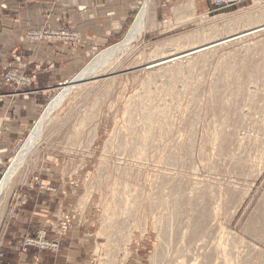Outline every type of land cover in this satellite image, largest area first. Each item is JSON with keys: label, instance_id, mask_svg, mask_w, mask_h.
<instances>
[{"label": "rangeland", "instance_id": "1", "mask_svg": "<svg viewBox=\"0 0 264 264\" xmlns=\"http://www.w3.org/2000/svg\"><path fill=\"white\" fill-rule=\"evenodd\" d=\"M263 1L209 14L196 0L151 5L125 52L93 61L131 20L51 91L0 181L60 89L85 68L97 73L47 112L41 141L0 192V215L20 188L37 189L61 200L69 230L86 227L91 264H264V31L163 63L264 24Z\"/></svg>", "mask_w": 264, "mask_h": 264}, {"label": "crops", "instance_id": "2", "mask_svg": "<svg viewBox=\"0 0 264 264\" xmlns=\"http://www.w3.org/2000/svg\"><path fill=\"white\" fill-rule=\"evenodd\" d=\"M147 1L149 6L164 8L189 0H70L54 13L79 38L65 44L26 39L29 29L59 26L54 14L47 17L44 0H0V173L51 91L69 80L85 59L113 43ZM199 1L195 2L197 12L199 8L207 14L213 12L207 0ZM9 69L35 75V79L29 88L17 86L2 78ZM33 190L36 194L30 189L16 191L5 214L0 215L1 264H91L93 244L86 227L69 230L57 253L30 248L21 255L22 238L33 236L42 227L50 228L64 216L61 200Z\"/></svg>", "mask_w": 264, "mask_h": 264}, {"label": "bare ground", "instance_id": "3", "mask_svg": "<svg viewBox=\"0 0 264 264\" xmlns=\"http://www.w3.org/2000/svg\"><path fill=\"white\" fill-rule=\"evenodd\" d=\"M197 1V0H196ZM154 2V1H153ZM256 3H258V2H256ZM263 3H264V1H263ZM202 4V3H201ZM261 4V3H260ZM182 5V4H181ZM185 5V4H184ZM255 5V4H254ZM148 9H149V4H148V1H147V3L141 8V10H140V12H139V14H138V16L136 17V19H135V21H134V23H133V25L131 26V28L128 30V32L125 34V36L123 37V39L119 42V43H117L116 45H114L113 47H111V48H109V49H106L104 52H102L101 54H99L98 56H96V58H94V60L93 61H95V60H99L100 62H104V59H115V58H118V55H120V54H122L123 52H125V50L132 44V39L135 37V36H137V35H140L142 32H144L145 30H146V16H147V14H148ZM204 9V8H203ZM192 12H194V11H192ZM263 13H264V11H263ZM192 14H194V13H192ZM220 18V17H219ZM223 18V17H222ZM212 19V18H211ZM214 19V18H213ZM216 19V18H215ZM238 21V20H237ZM246 23H248V22H246ZM152 24V23H151ZM257 24V23H256ZM239 25V24H238ZM240 29V28H239ZM244 30V29H243ZM241 31V32H238V33H236V34H233V35H230V36H228V37H225V38H222V39H218L217 41H213V42H210V43H206V45H203V46H200V47H197V48H192V49H190V50H186V51H184L183 53H180V54H175V55H172V56H168L167 58H165L164 59V62L163 63H169L170 61H174L175 62V60L176 61H179V60H177V59H185L186 57H188V56H190V55H193L194 53H199V52H201V49H203V48H212V47H216V46H221V45H223V44H226V43H229V42H233V41H236V40H239V39H243V38H245V37H249V36H251V35H254V34H256V33H259V32H262V31H264V24H262V25H259V26H256V27H254V28H251V29H248V30H245V31ZM200 38V37H199ZM205 44V43H204ZM163 63H159V65L160 64H163ZM120 64V63H119ZM155 65H157V64H155ZM152 66V65H151ZM154 66V65H153ZM151 68V67H150ZM149 68V69H150ZM110 69V68H109ZM112 69V68H111ZM94 71L93 70H91V71H89V70H87L86 68L85 69H83L82 70V72L79 74V75H77L75 78H73L72 79V82H70L69 84L71 85V87H67V86H64V87H62L60 90V92L57 94V96L55 97V98H53L50 102H49V104H47V106L45 107V110H44V112H43V115H42V117L41 118H39L38 119V121H37V123L34 125V127L32 128V130H31V132H30V134H29V136H28V138H26L25 140H23L22 141V143L20 144L21 146V148H20V152H19V154L16 156V157H14L13 159H12V161H11V163H10V166L7 168V171L4 173V175H3V178L1 179V181H0V192L2 191V189H4V188H6L7 186H8V184H9V180H10V177H11V175L13 174V172H15V170H16V168L20 165V163L22 162V160L24 159V157L26 156V154L27 153H29L31 150H33L34 149V145L36 144H38L39 143V141H41L40 140V134H39V132H41V130H42V127H43V121H45L44 120V118H45V116H46V114H47V112H49L50 111V113L52 112V111H54V108L56 107V105L60 102V101H62L63 99H65L64 97H65V95L66 94H68V92H69V90H71V89H75V88H78L79 86H81L82 84H79L78 82H80V80L81 79H87V78H92V77H95L96 75H97V73H93ZM103 72V71H102ZM108 73V70H107V72H106V74ZM101 77V76H100ZM96 80V79H95ZM168 80V79H167ZM94 81V80H93ZM89 84V83H88ZM84 85V84H83ZM150 87V86H149ZM86 88H88L87 86H86ZM171 89V88H170ZM77 90V89H76ZM75 90V91H76ZM82 90H83V88H82ZM84 91V90H83ZM170 91V90H169ZM151 92V91H150ZM71 93V92H70ZM77 93V92H76ZM146 93V92H145ZM148 93V92H147ZM156 93V92H155ZM80 94V93H79ZM154 94V93H153ZM86 95V94H85ZM148 95H151V94H149L148 93ZM68 96V95H67ZM76 96H77V94H76ZM144 96V95H143ZM81 97V96H80ZM154 101V100H153ZM96 102V101H95ZM149 102V101H148ZM217 102H219V101H217ZM221 102V101H220ZM95 104V103H94ZM224 104V103H223ZM226 105H227V103H226ZM94 106V105H93ZM141 107H143V106H141ZM148 107H149V105H148ZM148 107H147V110H148ZM153 107V106H152ZM222 107V106H221ZM223 107H225V106H223ZM92 108V107H91ZM139 109H140V107H139ZM142 109V108H141ZM149 109H151V108H149ZM143 111V110H142ZM149 111V110H148ZM146 113V112H145ZM141 114V113H140ZM158 114V113H157ZM150 116H152L151 115V113H149L148 114V118L150 117ZM155 116H158V115H155ZM162 116V115H161ZM158 117H160V116H158ZM155 118V117H154ZM157 118V117H156ZM164 118H166V117H164ZM158 119H160V118H158ZM148 120V119H147ZM152 120V118L148 121V122H150ZM155 120V119H154ZM154 120H153V122H154ZM158 121V120H157ZM132 122V121H131ZM147 122V121H146ZM167 122V121H166ZM169 122V121H168ZM152 123V122H151ZM158 123V122H157ZM162 123V122H161ZM161 123H160V126H161ZM128 124H129V122H128ZM131 124H133V123H131ZM149 124V123H148ZM167 124V123H166ZM135 125V124H134ZM146 125V124H145ZM151 126V125H150ZM150 126H149V128H150ZM158 126V125H157ZM157 126H155V128L157 127ZM133 127V126H132ZM159 127V126H158ZM165 127V126H164ZM163 127V128H164ZM168 127V126H167ZM163 128L161 129V130H163ZM166 128V127H165ZM169 128V127H168ZM128 130H129V128H128ZM150 130V129H149ZM154 130V129H153ZM167 130V129H166ZM131 131V130H130ZM165 131V130H164ZM155 132V131H154ZM158 132H160V131H158ZM162 133V132H161ZM219 133V132H218ZM131 134V133H130ZM150 134V133H149ZM222 134V133H221ZM160 135V134H159ZM168 136V135H167ZM220 137H221V135H219ZM225 137V136H224ZM230 137V136H229ZM141 138H143V137H141ZM162 138H163V136H162ZM145 139H146V137H145ZM147 140H149V139H147ZM220 144H221V142H220ZM144 145H145V143H144ZM150 145V144H149ZM220 146V145H219ZM11 168V169H10ZM14 169V170H13ZM190 200V199H189ZM175 202V201H174ZM177 207V206H176ZM198 208V207H197ZM176 211V210H175ZM204 211H205V209H204ZM199 212H202V209H201V211H198V213ZM196 213H197V211H196ZM198 213H197V215H198ZM199 214H201V213H199ZM211 214V213H210ZM194 216H196V215H194ZM193 216V217H194ZM211 216H212V214H211ZM215 216V215H214ZM264 217V216H263ZM194 218H196V217H194ZM199 218V217H198ZM201 218H202V216H201ZM200 218V219H201ZM205 218V217H204ZM207 218V217H206ZM261 218V217H260ZM193 219V218H192ZM194 220V219H193ZM207 220V219H206ZM205 220V221H206ZM256 220H257V218H256ZM255 220V221H256ZM205 221H203V222H205ZM193 222V221H192ZM196 222H198V221H194V223H196ZM209 222V221H208ZM261 222H262V224H263V221L261 220ZM206 223V222H205ZM211 223V222H210ZM257 223H259L260 224V221H259V219H258V222ZM191 224H193V223H191ZM197 224V223H196ZM201 224V223H200ZM213 224V223H212ZM194 225V224H193ZM204 225V224H203ZM194 226H196V225H194ZM260 226V225H259ZM210 227V226H209ZM263 227V226H262ZM198 228V225H197V227L196 228H194V229H197ZM200 228V227H199ZM264 228V227H263ZM193 229V230H194ZM209 229H211V228H209ZM262 229V228H261ZM192 230V231H193ZM194 231H197V230H194ZM193 231V232H194ZM262 231V230H261ZM206 232V231H205ZM210 232L211 231H209V232H206L207 234L209 233L210 234ZM253 232V231H252ZM256 232V231H255ZM254 232V233H255ZM201 233V232H200ZM261 233V232H260ZM192 234H195V233H192ZM222 234H223V232H222ZM130 235V234H129ZM129 235H128V237H129ZM201 235V234H200ZM199 235V236H200ZM207 236V235H206ZM209 236V235H208ZM194 237V236H193ZM217 237V236H216ZM199 238V237H198ZM212 237H210V239H211ZM189 239H191V235H190V237H189ZM188 239V240H189ZM193 239V238H192ZM197 239V238H196ZM204 239H205V236H204ZM204 239H201V240H204ZM201 240H200V242H201ZM213 240V239H212ZM222 240V239H221ZM196 241H198V240H196ZM106 242H108L107 240H106ZM102 243V242H101ZM104 243V242H103ZM194 243V242H193ZM204 243V242H203ZM209 243H210V240H209ZM201 245H202V243H200ZM207 244V243H206ZM110 245V244H109ZM194 245V244H193ZM201 245H200V247H201ZM210 245V244H209ZM224 246V245H223ZM207 247V246H206ZM219 248V247H218ZM159 252V251H158ZM205 252V251H204ZM224 254H227L226 253V251L224 250V251H222ZM159 255H160V253H158ZM157 253H156V255H158ZM158 255V256H159ZM160 257V256H159ZM210 258V257H209ZM154 259H156V258H154ZM159 260V259H158ZM233 260V259H232ZM245 260V259H244ZM244 260H241V261H243L244 262ZM208 262V261H207ZM231 262L232 261H228L227 259H219V258H213V261H211L209 264H231ZM184 263V262H183ZM233 263H235L234 262V260H233ZM240 263V262H239Z\"/></svg>", "mask_w": 264, "mask_h": 264}, {"label": "built area", "instance_id": "4", "mask_svg": "<svg viewBox=\"0 0 264 264\" xmlns=\"http://www.w3.org/2000/svg\"><path fill=\"white\" fill-rule=\"evenodd\" d=\"M47 17H50L58 11L57 7L63 5L70 0H44ZM255 0H207L213 11L224 10L237 6H243L252 3ZM59 26L54 28L42 27L29 29L26 33V39L31 41H54L62 43H76L79 41L77 33L67 27L60 24L59 17L53 15ZM137 15L135 16L136 19ZM134 19V20H135ZM133 20V21H134ZM1 56V55H0ZM2 78L7 82L17 83L21 87H28L30 84L29 76L17 72L14 69H9L3 73ZM2 177V176H1ZM25 199V195L21 196V201ZM71 225L70 215H64L57 224L50 226V228L42 227L36 231L33 236H25L21 239L19 244V251L21 255L27 253L28 249L33 248L37 252H51L57 253L61 247V243L64 240L67 231ZM48 229L51 232H48ZM4 256L2 248L0 246V264L1 259ZM37 261V259L35 258Z\"/></svg>", "mask_w": 264, "mask_h": 264}]
</instances>
